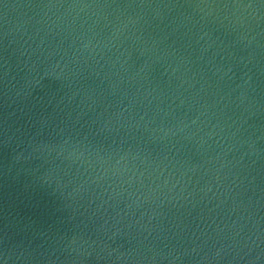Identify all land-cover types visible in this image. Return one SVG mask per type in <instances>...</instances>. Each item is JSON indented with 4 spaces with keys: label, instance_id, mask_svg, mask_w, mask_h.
<instances>
[{
    "label": "water",
    "instance_id": "water-1",
    "mask_svg": "<svg viewBox=\"0 0 264 264\" xmlns=\"http://www.w3.org/2000/svg\"><path fill=\"white\" fill-rule=\"evenodd\" d=\"M0 264H264V0H0Z\"/></svg>",
    "mask_w": 264,
    "mask_h": 264
}]
</instances>
